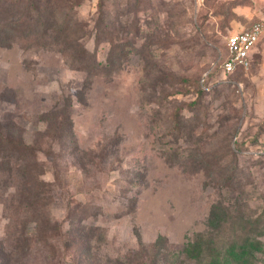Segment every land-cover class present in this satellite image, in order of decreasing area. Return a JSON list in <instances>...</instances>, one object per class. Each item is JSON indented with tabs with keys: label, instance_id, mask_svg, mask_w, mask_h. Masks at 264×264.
I'll return each mask as SVG.
<instances>
[{
	"label": "rangeland",
	"instance_id": "obj_1",
	"mask_svg": "<svg viewBox=\"0 0 264 264\" xmlns=\"http://www.w3.org/2000/svg\"><path fill=\"white\" fill-rule=\"evenodd\" d=\"M99 8L115 28L117 52L128 53L87 85L86 73L71 69L55 51L0 47V125L20 130L26 143L37 141L39 168L49 185V220L59 236L58 254L47 253L48 261L131 264L145 249L161 252L158 264H197L187 259L186 247L205 233L214 206L234 218L240 205L250 233L239 234L240 222L228 219L224 228L233 226L234 232L221 235L229 244L248 246L251 264H264V0H85L76 17L87 21L99 16ZM256 23L263 34L250 69L222 75L226 39ZM136 24L142 29L138 37ZM84 46L106 65L108 40L96 44L89 38ZM203 78L207 85L200 94ZM159 93L167 99L161 101ZM200 97L206 117L199 116L205 124L195 136L206 145L203 154L222 157L229 147L237 150L241 190L229 191L219 178L213 182L193 162L168 160L177 147L181 154L196 149L193 141L166 134L176 109L194 120ZM50 112L72 123L62 139L50 140L57 136L54 128L51 136L40 135ZM56 170L61 187L54 182ZM5 181L0 171V240L16 206L14 198L7 200L14 184ZM36 229V222L28 223L25 236H35ZM31 246L38 257L40 244Z\"/></svg>",
	"mask_w": 264,
	"mask_h": 264
},
{
	"label": "trees",
	"instance_id": "obj_2",
	"mask_svg": "<svg viewBox=\"0 0 264 264\" xmlns=\"http://www.w3.org/2000/svg\"><path fill=\"white\" fill-rule=\"evenodd\" d=\"M85 0H0V47H9L13 44H22L25 49H43L47 51H55L63 56L66 64L73 70H79L86 73V85L92 76L98 73L113 68L121 59L126 56L128 51L123 48L121 52H117L118 46L114 45L115 28L112 23L105 21V16L99 8V16L90 18L87 21H81L76 17L77 8ZM134 36L138 37L141 34V25H133ZM168 37L169 35L166 34ZM93 38L97 44L101 40H108L111 47L110 55L106 61V65L98 62L95 53H90L85 49L84 43L86 39ZM226 56L223 61H227ZM222 63V65H223ZM221 65V66H222ZM221 69V67H220ZM250 69V68H249ZM248 69V70H249ZM243 69H237L228 77L235 76L244 72ZM222 73V71H221ZM168 79H165L167 81ZM160 82V81H159ZM207 85L205 78L202 79L201 85H197L200 94H203L204 87ZM202 88V89H201ZM161 101H165L168 94L159 93ZM158 99V98H157ZM202 98L200 97L198 114L191 122L186 117L181 109L170 115L173 124L166 136H172L175 139L184 138L187 141H193L196 149L188 154H181L180 147H177L175 155L168 158L170 162L176 164L192 163L206 170L208 177L214 182L217 178L223 183L222 187L229 191H238L242 189L241 181L235 175L234 160L238 157L237 150L227 148V156L217 157L216 155L203 154L206 145L201 142V139L196 137V131L201 123L199 116H205L200 111ZM67 106L70 108V99L66 100ZM46 127L43 134L47 136L49 131L54 128L57 133L56 138L62 139L70 132L72 123H64L68 118L57 120L59 114H46ZM208 117V115H207ZM52 118V119H51ZM15 128H4L0 125V171L6 177L5 183L14 184V191L9 198H14L16 206L12 211L14 218L8 224L7 236L0 240V264H51L48 261V254L57 253L56 236H59L58 227L50 225L49 206L52 202L49 187L43 179V171L38 164L39 144L37 141L26 143L20 130ZM51 135H48L49 137ZM210 145V144H209ZM51 150V149H50ZM59 157H61L59 155ZM228 165L226 168L220 169L221 165ZM228 168H230L229 171ZM237 168V167H236ZM232 169V170H231ZM215 171L217 173H215ZM54 182L58 187H61V179L59 172H54ZM216 175V176H215ZM216 179V180H215ZM134 185V183H132ZM7 186V185H6ZM136 186V183L135 185ZM8 209H13V202H8ZM237 213L234 218L228 217V210L220 205L214 206L212 209L208 225L205 233L198 236V240L190 242L186 247L187 259L196 260L197 264L208 262V264H251L254 257L252 251L247 249L248 246H238V242L232 241L227 243L221 232H234L233 226L228 229L224 228L228 219L235 222L239 221L237 231L240 233L249 234L250 229L244 226L242 220L244 215L240 212L241 206L237 205ZM36 222L37 229L35 236L26 237L25 229L28 223ZM236 223V222H235ZM236 234V233H235ZM38 242L41 248L37 251L38 257L32 255L31 244ZM55 246V249H54ZM65 248L70 245H64ZM156 245H152L150 249L155 250ZM256 249V248H254ZM39 251H41L39 253ZM22 256L23 261L16 263L14 259L15 253ZM36 256V257H35ZM162 257L158 250L154 255L148 254L144 249L142 256L133 259L131 264H158L159 258ZM203 257H205L203 259ZM38 258V261L36 260ZM167 262V259H162ZM229 260V261H228ZM240 262V263H239ZM79 264V263H78Z\"/></svg>",
	"mask_w": 264,
	"mask_h": 264
},
{
	"label": "built area",
	"instance_id": "obj_3",
	"mask_svg": "<svg viewBox=\"0 0 264 264\" xmlns=\"http://www.w3.org/2000/svg\"><path fill=\"white\" fill-rule=\"evenodd\" d=\"M262 34V25L256 23L247 30L229 36L225 44L228 59L221 66V74L229 76L237 69L247 71L250 68L251 53L257 46Z\"/></svg>",
	"mask_w": 264,
	"mask_h": 264
},
{
	"label": "crops",
	"instance_id": "obj_4",
	"mask_svg": "<svg viewBox=\"0 0 264 264\" xmlns=\"http://www.w3.org/2000/svg\"><path fill=\"white\" fill-rule=\"evenodd\" d=\"M253 52V51H252ZM252 54V53H251Z\"/></svg>",
	"mask_w": 264,
	"mask_h": 264
}]
</instances>
